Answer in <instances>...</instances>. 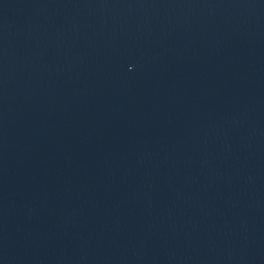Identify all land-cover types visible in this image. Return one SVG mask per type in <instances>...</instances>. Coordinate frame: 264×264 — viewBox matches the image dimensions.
Instances as JSON below:
<instances>
[{"label":"water","instance_id":"water-1","mask_svg":"<svg viewBox=\"0 0 264 264\" xmlns=\"http://www.w3.org/2000/svg\"><path fill=\"white\" fill-rule=\"evenodd\" d=\"M0 264H264V0H0Z\"/></svg>","mask_w":264,"mask_h":264}]
</instances>
